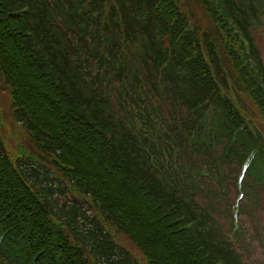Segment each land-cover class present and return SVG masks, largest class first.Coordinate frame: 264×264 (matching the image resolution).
Segmentation results:
<instances>
[{
    "label": "trees",
    "instance_id": "obj_1",
    "mask_svg": "<svg viewBox=\"0 0 264 264\" xmlns=\"http://www.w3.org/2000/svg\"><path fill=\"white\" fill-rule=\"evenodd\" d=\"M263 19L264 0H0V78L45 154L0 134V264H142L123 239L145 264H264L243 98L264 122Z\"/></svg>",
    "mask_w": 264,
    "mask_h": 264
},
{
    "label": "rangeland",
    "instance_id": "obj_2",
    "mask_svg": "<svg viewBox=\"0 0 264 264\" xmlns=\"http://www.w3.org/2000/svg\"><path fill=\"white\" fill-rule=\"evenodd\" d=\"M262 21L264 24V19ZM255 41L257 43V46L260 50L261 56L264 61V27L260 28L256 32ZM239 89H241V86H239ZM243 95L247 96L246 94ZM243 98L247 106L251 109V111H254L255 122L258 123V126L261 129V127H264V122L258 115L255 107L252 106L253 104L249 102L245 97ZM0 134L5 141L7 151L13 157L23 155L26 157L40 158L45 156V154L41 152L39 149H37V147L34 145L30 134L22 127V125L19 122L15 120L11 108V98L7 90H5L1 78H0ZM49 160L50 158L48 157V161ZM48 166H50L49 163ZM117 184L120 183L117 182ZM123 189L125 188L123 187ZM135 195L136 193L132 194L130 202H133L135 200L136 197ZM121 242L122 244L125 245L127 249H129L133 254L137 256L139 262L145 264L144 263L145 260L140 254L138 249L132 247V245L126 239H123Z\"/></svg>",
    "mask_w": 264,
    "mask_h": 264
}]
</instances>
